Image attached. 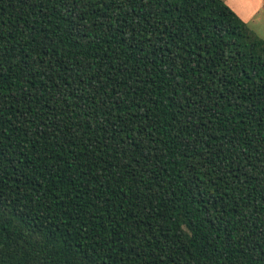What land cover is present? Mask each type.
<instances>
[{
  "label": "trees",
  "instance_id": "obj_1",
  "mask_svg": "<svg viewBox=\"0 0 264 264\" xmlns=\"http://www.w3.org/2000/svg\"><path fill=\"white\" fill-rule=\"evenodd\" d=\"M0 264H264V40L222 0H0Z\"/></svg>",
  "mask_w": 264,
  "mask_h": 264
},
{
  "label": "rangeland",
  "instance_id": "obj_2",
  "mask_svg": "<svg viewBox=\"0 0 264 264\" xmlns=\"http://www.w3.org/2000/svg\"><path fill=\"white\" fill-rule=\"evenodd\" d=\"M224 1L233 11L234 8L227 2ZM233 5L237 6L243 14H236L243 20L246 21L249 28L260 38L264 40V0H232ZM247 6V8H245ZM249 13H252L249 17L250 20H245Z\"/></svg>",
  "mask_w": 264,
  "mask_h": 264
},
{
  "label": "crops",
  "instance_id": "obj_3",
  "mask_svg": "<svg viewBox=\"0 0 264 264\" xmlns=\"http://www.w3.org/2000/svg\"><path fill=\"white\" fill-rule=\"evenodd\" d=\"M231 1H232V0H228L227 2H228V3L234 8V10H235L238 14H240V15L243 14V13H242L243 10L241 11L237 6L233 5V3H232ZM245 8H247V6H245ZM235 11H234V12H235ZM236 12H235V13H236ZM251 14H252V13H249L246 17L243 16V18H244L245 20H250L249 17L251 16ZM241 16H242V15H241ZM244 22H246V21H244ZM246 23H247V22H246Z\"/></svg>",
  "mask_w": 264,
  "mask_h": 264
}]
</instances>
